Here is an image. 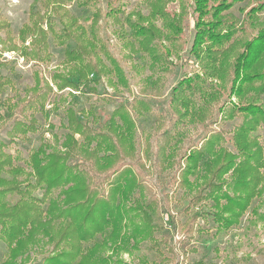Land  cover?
Listing matches in <instances>:
<instances>
[{"label": "rangeland", "instance_id": "374dc122", "mask_svg": "<svg viewBox=\"0 0 264 264\" xmlns=\"http://www.w3.org/2000/svg\"><path fill=\"white\" fill-rule=\"evenodd\" d=\"M221 1L209 0L207 8L213 9ZM260 2L264 3V0H237L223 11V15L236 18L235 23L230 24L236 28V33L229 37L231 41L227 42L225 54L219 59L230 80L224 85L225 91L221 90L224 94L219 101L211 105L212 117L206 122L212 123L221 104L223 111L226 108L227 112L218 113L213 124L203 125L199 120L194 122L187 117L178 126V134L169 140L171 147L165 150L162 146L166 136L162 134L174 108L170 107L173 88L184 77H189L193 86L198 84L197 80L205 81L203 85L208 91L212 82L223 87L219 78L206 75L205 64L192 53L200 14L197 0H0V83L4 82L0 86V153L10 154L12 159V172L2 174L3 178L34 179L31 155L45 144L53 148L49 147V151L67 150L64 142L69 133L68 108H74L81 120L97 132H110L113 119L118 126L122 124L119 115L115 114L120 105L128 109L134 120L133 127L125 133L126 136L129 134L125 146L120 147L121 158L125 152L129 153L121 161V171L108 181L106 175L114 164L104 162L103 166L100 159V165L96 166L90 160L85 161L82 149H78L77 156L68 161V164L77 163L79 169H87L83 174L87 180L79 186L83 200L97 183L98 194L93 195L102 196L104 203L113 200L128 212H124L117 225L118 231L113 232L115 226L101 224L106 220V214L98 211L94 197L91 203H86L81 212H89L93 208L100 218L94 229L85 231L87 239L80 242L84 247L82 253L92 254L87 259L88 264H264V183L255 189L248 207L238 220L227 227L225 221L231 218V210H225L226 198L221 199L219 205H215L211 198L202 199L199 203L195 201L218 167L215 164L205 166L202 162L191 169L189 176L183 174L190 165L187 156L193 150L192 146L200 148L202 139L213 131L223 130L226 138L223 146L232 154L239 153L232 137L239 126H248L251 118L247 114L231 115V108L228 111L231 104L251 101L264 106V95L258 94L260 82L253 87H243L236 82L241 94L233 88L232 82L237 57L245 52L247 42L256 37L264 26V8L258 12V19L248 15ZM161 12L166 13L167 20L158 15ZM172 20L181 26L175 41L168 39L173 32L167 23ZM151 25H156L162 33L151 39L153 44L161 45L159 52L169 51L158 62L153 61L152 51L142 49L144 35L135 33L136 28L149 29ZM34 27L38 29L36 34L32 30ZM69 33L72 38L68 37ZM82 33L87 42L95 40L97 43L92 58L101 60L100 79L87 81L90 87L87 91L81 92L84 83L80 88L67 86L61 89L63 81L56 74L59 71L67 73L66 52L75 47L74 38ZM43 36H46V50L39 44ZM13 45L27 47L29 55L13 49ZM208 45L206 42L201 46L206 49ZM86 49H91L89 44ZM41 51L44 57H49L37 60ZM114 61L115 65L119 64L125 82L118 80L113 69ZM220 64L217 63L218 66ZM255 71H264V62L253 66L252 72ZM88 79L92 80L91 74ZM47 86L52 90L44 105L37 103L36 108L25 105L30 97L33 99ZM193 90L184 91L182 98L200 100L199 96L192 95ZM138 99L151 103L152 107L146 109L132 104ZM32 119L36 120L34 130L28 127ZM18 121L26 125L22 128L24 131L16 128ZM255 128L254 134L259 136L257 140L264 150V124L260 122ZM110 134L115 138L114 132ZM74 137L78 141L84 139L77 132ZM96 141L87 144L89 151L91 146H96ZM106 146L100 152L111 155L112 151ZM172 148L174 162L163 167L168 164L163 152H171ZM233 157L242 159V155ZM18 167L23 171H16ZM235 169L232 167L221 181L233 179ZM261 171L264 175V167ZM123 172H126L125 181L133 186L132 195L125 197L124 188L110 195L111 184H117L118 176ZM112 179L115 182L111 183ZM72 186L71 183L54 190L51 200L57 201L59 207L66 206L63 193ZM227 186L224 190H229V193L243 194L235 193ZM34 194L41 198L43 191L38 188ZM17 199L18 196L9 195L8 200H0V212L6 203L11 205ZM79 200L82 199L79 197L72 202ZM60 222H55L52 228L48 226L46 230L36 231L34 238L26 239L18 247L14 242L12 246L21 253L15 259L11 253L14 248L0 238V263L80 264L82 254H73L77 251V246L73 245L76 241L64 233V225ZM134 222L139 227L134 228ZM145 226L151 228L146 230Z\"/></svg>", "mask_w": 264, "mask_h": 264}, {"label": "trees", "instance_id": "16d2710c", "mask_svg": "<svg viewBox=\"0 0 264 264\" xmlns=\"http://www.w3.org/2000/svg\"><path fill=\"white\" fill-rule=\"evenodd\" d=\"M208 1L209 0H197L200 14L192 53H194L195 57L202 64H205L203 68L206 75L219 78L223 87H218L217 84L212 82L210 84L211 90L208 91L203 85V82L205 81L197 80L198 84L193 86V81H191L189 77H184L173 88L170 96V107L174 106V108L172 109V112H170L168 125L165 127L162 134L163 136H166L165 143L162 146L165 150H168L171 147L169 140L173 138L174 135L178 134V126L182 121H184V119L189 117L190 120L194 122L199 120V122L203 125L205 123L213 124V122L217 121L216 117H218V113L222 112L224 108L221 104L212 123L206 122L210 119V116L212 117L213 108L211 105L219 101L220 97L224 94L223 91H225L223 90V88H225L224 85L227 84L228 80H230L226 68L221 67L222 62H219V59H222L225 54L227 42L231 41L229 40V37L234 36L236 33V28L233 25H230L235 23L236 18L233 16L229 18L228 16L223 15V11L232 7L237 0H222L219 4H216L213 9L207 8ZM263 8L264 3L260 2L257 7H253L249 11L248 15L250 17L252 16L254 19H258V12L260 10L262 11ZM158 15L165 17L164 19L166 20L168 19L166 17V13L164 12H161ZM207 16H211V18H207ZM226 17L227 19H225ZM225 24H228L229 26H225ZM35 27L38 26L36 25ZM35 27L32 30L33 33L36 34L38 29ZM167 27L173 32L171 36H168V39L175 41L181 32V26L172 20L167 23ZM43 33L45 32L43 31ZM135 33L138 35H144L141 47L145 51H152L154 53L153 61L158 62L162 58H165V55L169 54L168 50H166V52L165 50L159 52V50H161V45H158V43L153 44L154 41L151 40H154L156 35H162L156 25H151L149 29L136 28ZM25 34L26 32H23V35ZM145 35H147V38ZM68 37L72 38V34L69 33ZM74 39L76 43L75 47L66 52V58L64 60L66 65L69 66L68 71L67 73L59 71L56 74V77L63 81L60 87L61 89L67 86L80 88L81 84L84 83L81 90L82 92L90 89L87 81H99L101 73L99 65L101 66L102 64L100 59L95 60L92 58L97 49V43L95 40L91 41V43L90 41L87 42L84 33ZM39 40V44L43 46L44 49L47 48L46 36H43V38H40ZM206 42H209V45L206 49H203L201 45ZM88 44L91 47L89 51L86 49ZM40 45H37L38 49H41ZM13 49H20L22 54L27 56L29 55V52L26 51L27 47L23 45L20 46V48L13 45ZM48 57L49 55L44 57L43 51H41V54H39L36 58L37 60H44ZM261 62H264V26L261 28L256 37L247 42L245 52L239 54L236 60L235 68L232 71L233 74L231 73L234 76V80L232 81L233 88L237 90L239 94H241V88H239L238 85L243 87H253L255 83L260 82L258 84V94L262 93V95H264V71L252 72L253 66L258 65ZM115 63L116 62L114 61L113 69L118 75V80L125 82L124 74H122L119 64L115 65ZM217 63H221L220 66H218ZM208 64H210V66ZM111 72L112 70L109 71V73ZM89 74H91L92 80L88 79ZM75 76L77 78H75ZM236 82H239L238 85H236ZM3 85L4 82H1L0 86ZM187 89H194L192 91V95L196 97L199 96L200 100L193 101L191 98L186 100L183 99L182 95H184V91H187ZM51 90L52 89L49 86L44 87L41 89V92H38L34 96L33 99L30 97L28 101L25 102V105L27 103V105L32 108H36L37 103L44 105V102ZM133 103L139 104L140 107H144L146 109H150L152 107L151 103L147 101L145 102L143 99L135 100L132 104ZM231 105L232 106L228 109L229 111L231 108V115L247 114L251 118L248 120V126H245V124L241 125V127L239 126L232 137V141L237 147L236 149L239 153L232 154L226 146H223V143L226 142L223 130L213 131L202 139L200 148L195 149V146H192L193 150H190L189 156H187V159H190V165L183 173L184 176H189L193 171H191V169H195V167L202 162L205 166L215 164V166L218 167L212 176V180L205 184L203 187V193L198 195L195 201L196 203H199L202 199L211 198L215 202V205H219L221 199L226 198L227 204L225 205V210H231V218L225 221L227 227L230 226L233 221L238 220V216L248 207L250 200L255 194V189H257L258 185L264 183V175L261 171L262 167H264V150L257 140L259 136L254 134L256 133L254 131L256 129L255 127L260 122L262 125L264 124V106L252 103L251 101L247 103L243 102L241 105ZM41 107L43 108V106ZM225 112H227L226 108L224 109L223 114ZM67 113L69 133H67L66 141L64 142L67 150L65 152H55L53 150L49 151L48 148L51 146L45 144V146H41L37 151H35L31 155L30 161L35 172L34 179H32V177H28L25 180L18 178L15 180L3 178L2 174L12 172L10 170V167L12 166V159L10 154L0 153V200H8L9 195L18 196V199L11 205L6 203L9 207L5 204V208L0 212V234L2 233L0 238L5 239L7 243L11 244L13 249L14 246H12V244L14 242L16 247H18L21 242H24L26 239L31 240L34 238V233L36 231L46 230V228L48 229V226L52 228L54 227L53 225H56L55 222L62 221L60 223L61 225H64V233L76 241L73 245L77 246L75 248L77 251L73 254H82L83 260L80 264H88L87 259H89L88 257L92 254H88L89 252L82 253L84 247L80 242L87 239V233L85 234V231L94 229L93 227L100 222L98 221L100 218L97 215V212L99 211L100 213L106 214V220L101 224L103 225L106 223L110 227L115 226L113 232H117V225L120 223L124 212H127V210H122L119 205L113 202V200H109L104 203L101 198L102 196H95L98 194L97 183L92 186L86 195L84 194L85 199L83 200V197L81 196V188L79 186L87 180V177L83 176L87 169H79L80 166L77 163L68 164V161L69 159L77 156L76 154L78 149H82V152L85 153L82 158H84L85 161L90 160L92 164L96 166H98V164L100 165V163H98L100 159L103 160V163L101 161L103 166L104 162L107 163V165L114 164L111 166L112 169L109 170L110 172L106 175V179L108 181V178L121 171V161L123 160L124 155L129 153V151L125 152L121 158L122 149L120 147L122 145L125 146V140H127V136L129 135L128 134L126 136L125 133L133 127L134 120L128 109H124L123 105H120L115 110V114L119 115L122 124L118 126L116 121L113 119L111 121L110 132L101 130L97 132L95 129L90 128L86 122L81 120L74 108H68ZM35 123L36 120L32 119L28 127L34 130ZM16 126L18 130L24 131L22 128L26 125L18 121ZM121 128H123V130H120ZM76 132L80 133L85 141L84 139L79 141L75 140L74 133ZM113 132L116 139L110 134ZM96 139H98V141H96ZM93 140L96 141V146H91L92 149L89 151L87 144L90 145V141ZM69 141L70 143L73 142V144L67 145ZM74 144L77 146H74ZM105 144H107L106 149L112 151L111 155H102L100 152ZM51 149L53 148L51 147ZM171 150V152H163V155L168 162V164L163 167L171 165L174 162V148ZM232 155L235 157L237 155H242V159L237 160ZM232 167H236L233 179L221 181L223 176L226 175ZM15 170L23 171L21 167H18V169ZM29 175H31V173H29ZM125 178L126 172H123L118 176L117 184H111L112 192H110V195L113 196V193L119 191L121 188H124L126 191V193L123 192L125 197H130L132 195L131 189L133 186H131V183L128 180L125 181ZM112 181L113 179L111 180V183ZM123 181L125 185L122 184ZM113 182H115V179ZM71 183L73 186L65 189L63 193V199L66 206L59 207L57 201L51 200V194L54 190L60 188L61 186ZM226 185H228L227 187L232 189L235 193L243 192V194L229 193V190H224V186ZM38 188L43 191V196L41 198L34 194V191ZM204 188L207 189L204 191ZM79 197L82 200L75 203L72 202L74 199ZM93 197L94 202L98 204V211L96 209L93 210L92 208L89 212H81V210L86 207V203H91ZM63 216L65 217L62 218ZM221 220L223 221L222 217ZM133 225L134 228L139 227L135 222ZM145 227L146 230L151 228V226ZM142 231L144 232V230ZM146 236L148 237V234H146ZM11 253L13 259L21 254L16 248H14ZM9 263L16 264L15 262L13 263L9 261H3L0 264ZM69 264H71V262Z\"/></svg>", "mask_w": 264, "mask_h": 264}]
</instances>
